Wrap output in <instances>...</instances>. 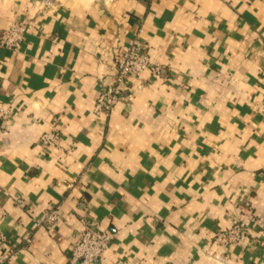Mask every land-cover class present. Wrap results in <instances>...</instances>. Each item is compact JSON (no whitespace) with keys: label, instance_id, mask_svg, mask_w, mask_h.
Listing matches in <instances>:
<instances>
[{"label":"crops","instance_id":"0c3cea01","mask_svg":"<svg viewBox=\"0 0 264 264\" xmlns=\"http://www.w3.org/2000/svg\"><path fill=\"white\" fill-rule=\"evenodd\" d=\"M0 0V264H72L83 220L112 234L98 264H222L205 247L240 217L232 264L264 261V0ZM139 39L154 63L109 115L95 103ZM61 145L41 135L53 123ZM60 218L38 225L49 208ZM25 236H30L27 241ZM4 239V240H3ZM226 264V263H225Z\"/></svg>","mask_w":264,"mask_h":264},{"label":"built area","instance_id":"2783aa9c","mask_svg":"<svg viewBox=\"0 0 264 264\" xmlns=\"http://www.w3.org/2000/svg\"><path fill=\"white\" fill-rule=\"evenodd\" d=\"M42 2L41 7L53 6V0H42ZM31 23L28 16L14 20L1 32L0 43L11 51H19L27 27ZM145 48L144 43L136 38L116 53L113 71L104 81L105 89L96 99L94 108L97 114L109 115L119 100L132 99L135 90L132 80L134 76H139L146 68H151L156 74L160 72L161 66L151 60ZM10 113L8 108H0L1 117L7 118ZM40 141L47 147L61 145V132L57 122H54L52 128L41 135ZM59 218V211L51 207L37 219V224L53 227ZM82 222L79 237L71 248L70 261L72 264H98L97 262L104 258L107 249L111 246L112 234L108 230L93 227L87 220ZM250 233L248 223L238 217L229 227L217 229L214 241L220 250L205 247V255L218 263L232 264L234 262L231 263L228 248L232 245L243 244L249 238ZM25 239L31 241L30 236H25ZM15 252L14 246L6 245L0 258L1 261L12 257ZM118 264L124 263L119 260ZM261 264H264V261Z\"/></svg>","mask_w":264,"mask_h":264}]
</instances>
